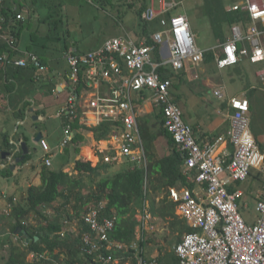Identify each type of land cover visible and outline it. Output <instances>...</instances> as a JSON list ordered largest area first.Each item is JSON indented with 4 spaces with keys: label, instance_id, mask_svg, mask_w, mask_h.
<instances>
[{
    "label": "crops",
    "instance_id": "obj_1",
    "mask_svg": "<svg viewBox=\"0 0 264 264\" xmlns=\"http://www.w3.org/2000/svg\"><path fill=\"white\" fill-rule=\"evenodd\" d=\"M79 1L81 0H4L6 12L12 11L13 13L9 25L4 27L8 29L9 34L14 36V46L8 44V51L14 56L20 53L19 50L37 53L44 59L47 69L41 71L35 66L29 68L8 66L6 69H0V264H14L15 259H23L33 264H44L41 260L49 259L56 263L48 251L37 253L28 246L30 240L23 237L18 231L23 227H17L15 230L12 228L17 221L12 215L14 205L24 204L31 186L41 187L45 184V179H48L46 171H63L69 174L71 179L81 180L82 186L71 187L68 184L60 186L61 195L46 206L43 212L51 219L55 220L57 217L63 222V229L60 232L62 238L73 239L80 234L86 214L81 216L78 214V202L87 200L84 198L101 190L107 192L115 187L111 185L108 188L103 183L100 184V180L112 179L118 172L133 170L139 166L145 167L147 170L144 202L142 207H139L135 201V195H133L130 200L125 199L128 203L126 208L129 211L132 209L136 211L135 218L138 220L136 233L138 226L142 223L143 215L145 213L151 215L150 220L155 225V230L149 234L151 240H148L146 246V258L156 257L157 264H170L172 253L164 251L165 249L162 250L161 238L155 237L154 239L152 234L156 231V224L157 222L159 224V220L171 224L175 218L167 215L163 219L154 214L152 205L159 206L162 200L168 199L176 204L175 213L178 218L184 221L177 202L171 197L170 190L175 188L182 192L184 189L190 188L205 197L204 186L206 187V185L195 181V172L186 169L182 151L175 144L176 142L172 144L170 135L164 130L165 126L162 124L164 113L161 116L163 108L155 102L153 90L142 89L139 93H132V99L138 112L140 131L141 127H144L150 137L146 140L141 132L142 141L137 144L130 156L120 154V139L117 135H120L125 129L123 123L116 121L97 123V117L93 115L92 111H88L87 96L96 93L94 88L91 91L85 90L86 93L81 96L80 105L85 113H81L80 117L71 122L74 131L76 129V138L74 137L68 144L63 145L66 138L65 128L68 124L66 106L70 92L68 81L70 64L66 50L70 48L86 52L98 49L108 40L103 41L96 36L90 37L87 33L75 29L74 24L77 22L70 21L69 14H72L70 8H78ZM88 1L94 2L95 0ZM129 1H140V6L142 3V0ZM229 1L224 0L227 9H234L238 3L237 0ZM148 4V8H150L152 5L158 6L159 2L158 0H148ZM205 9L208 14L207 4ZM18 13L23 14L24 18L17 19L15 14ZM64 16L68 17L65 22L64 20L62 22ZM74 16L79 17L80 15ZM0 22L3 21L0 20ZM258 23L261 28H264V23ZM237 24H241L245 30L247 29L242 23ZM232 27L233 25L229 26V29H225L228 39L233 35ZM138 29L139 26L135 30L137 38L139 36ZM68 32L70 35L67 36ZM124 35L131 34L126 31L125 34L118 36ZM42 37H46V39H42ZM138 39L135 40L139 41ZM5 41L4 38L0 40V42ZM217 42V45L207 49L215 51L214 63L203 61L201 64L195 65L189 62L185 69L174 70L172 68L175 74L169 77L173 81L170 88L172 98L181 107L185 121L193 127L194 134L202 145L210 143L219 135L227 134V131L231 129L234 110L227 100L218 99L214 95L216 89L225 87L229 95H243L249 99L251 129L252 120L255 119L257 113L264 109V79L260 75L264 63H253L249 58H243L238 64V66L240 65L238 70L235 64L220 68L216 59L217 56L223 55L222 42L218 39ZM240 44L248 45V42ZM163 56L166 58L168 55L164 52ZM105 90L106 88L103 87V91ZM209 95H212L216 102L209 100ZM253 97L257 99L254 100ZM259 100L263 106L259 105ZM78 110H81L80 107ZM263 121L264 119H256V122ZM103 124H106L105 129L101 127ZM259 131L260 133H254V135L264 151V126L260 127ZM39 132L42 133L41 139L36 138ZM77 133L80 137L77 136ZM43 142L47 146H43ZM234 148L233 142L227 137L224 142H220L217 152L230 158ZM101 151L112 153L118 157L105 161ZM177 151L183 158V163L180 165L182 176L177 174L175 163L166 165L163 162L166 157H174ZM47 159H50L49 164ZM89 161L93 166H101L97 173L91 174V170L78 168L79 163ZM252 173L253 171L249 177ZM110 179H108L109 184H111ZM242 181H234L229 185V188H233L234 191L241 192L239 197L241 211L242 208H250L248 199L245 198L246 192L241 188ZM118 189L122 188L118 186ZM66 195L70 196L67 204H65ZM81 195L84 198L78 200V197L82 198ZM257 198L259 197L257 196ZM107 203V199L99 200L96 203H91L90 209L102 208L105 210ZM113 211L115 215L111 218L115 221L117 217L120 220L127 217L125 214L118 213L116 207L113 208ZM127 213L129 216L130 213ZM258 219L259 215L247 220L249 223H256ZM21 221L29 226L48 223L44 216L34 212ZM136 240L135 237L132 242ZM59 252H61V260H64L67 254L66 250L56 249L55 253ZM122 258L106 262V264H117ZM136 259L138 260L137 257ZM57 264H63V262H57ZM122 264H133V261L129 258Z\"/></svg>",
    "mask_w": 264,
    "mask_h": 264
},
{
    "label": "built area",
    "instance_id": "obj_2",
    "mask_svg": "<svg viewBox=\"0 0 264 264\" xmlns=\"http://www.w3.org/2000/svg\"><path fill=\"white\" fill-rule=\"evenodd\" d=\"M158 2L159 5H152L144 16L147 19L162 16L163 29L153 35L154 41L160 46V61L153 57L155 45L138 42L130 35L109 38L98 49L81 53L70 49L67 53L70 92L63 145L75 137L76 129L74 131L71 122L85 113L80 105L81 96L94 88L96 93L87 96L88 111L97 117V123H123L125 129L117 135L120 139V154L130 156L142 141L132 93H139L142 89L153 90L155 102L163 108L164 126L182 151L186 169L195 172V181L206 185L205 197L190 188L182 192L175 188L170 190L180 215L195 229L186 233L175 247L180 264H264V197L259 199L256 206L258 221L249 223L240 209L241 192L229 189L232 182L249 177L252 168L264 174V151L251 129L250 101L243 95H229L225 87L216 89L214 95L227 100L234 110L231 129L210 143L202 145L198 141L193 127L185 121L181 107L172 98L170 88L173 81L163 78L159 68L170 65L174 70H182L189 62L199 65L204 61L205 51L196 43L187 14L173 13L166 17L165 14L173 11L179 3L169 0ZM3 8L4 0H0L1 21L5 20ZM234 9L247 10L252 24L246 30L241 24L233 25L232 37L221 44L223 55L217 56L218 66L222 68L237 64L243 58H249L253 63H264V28L258 23H264V0H244ZM16 17L24 18L21 13ZM2 38L14 46V38L0 24V40ZM241 42H248V45H241ZM19 51L15 56L8 50L0 53V69L29 65L41 71L47 69L37 54ZM164 52L168 55L166 58ZM260 75L264 79V68ZM81 84L83 87L79 89ZM227 137L235 147L230 158L217 152L220 142H224ZM43 146H47L45 142ZM101 153L105 161L118 157L104 151ZM46 161L50 163V159ZM150 216L149 213L143 215L136 241L118 242L111 238L116 227L115 219L104 216L102 208H91L84 215L90 231L83 234V250L87 253L98 252L107 242L109 249L122 251L123 254L134 250L140 264H157L156 257L146 258L145 242L155 230ZM118 258L122 257L99 255L101 263Z\"/></svg>",
    "mask_w": 264,
    "mask_h": 264
},
{
    "label": "trees",
    "instance_id": "obj_3",
    "mask_svg": "<svg viewBox=\"0 0 264 264\" xmlns=\"http://www.w3.org/2000/svg\"><path fill=\"white\" fill-rule=\"evenodd\" d=\"M206 4H207L208 14L210 15V19L213 25L212 28L213 33L215 37L222 43L226 42L228 39V35L225 31L226 27L224 24H228L230 27L237 23H242L246 27L252 24V20L249 12L242 9L228 10L224 3V0H206ZM148 5H149L148 0H142L141 6H139V8L137 9V14L139 17V29L137 32V34L139 35L138 42L144 40L145 43L148 45H153V46L155 45L153 57L155 60L160 61L161 60L160 46L156 44V42L154 41L153 35L155 32L163 29V26L161 24L162 16H156L147 19L144 16V13L149 9ZM6 11L7 10H5L4 7L2 9V13L5 17V20L3 22H0L3 28L9 25V21L13 14L12 11L11 12H6ZM172 14H173L172 11H170L165 15L168 18ZM16 15L17 14H15V17ZM152 27L154 28V30H151ZM4 29L6 30L7 28ZM68 35H70V32L67 33V36ZM7 47H8V42L6 41L0 42V53L8 50ZM69 50L70 48H68L66 52L68 53ZM77 52L81 53L80 51ZM215 57L216 56L214 50L212 49L206 50L204 53V62L214 63ZM40 59L42 63L46 65L44 59L42 57H40ZM239 63L240 61L237 64H235L237 65L235 66L237 70L239 69L240 66V65L238 66ZM31 66L33 67V65H29L24 68H29ZM19 67L21 66H18V68ZM159 72L163 78H169L173 74H175V71L172 69L170 65L161 66L159 68ZM82 87L83 85L81 84L79 86V89H81ZM78 92H80V90ZM161 116H163V110H161ZM162 124L164 125V117L162 118ZM105 125L106 124H103L101 127L105 129ZM164 130L170 135V140L172 141V144H174L175 140L173 136L167 131L166 128H164ZM141 132L144 138L148 140L150 135L148 134L147 130L144 129V127H141ZM77 136L80 137L78 133ZM180 154L181 153L177 151L174 157L173 156L166 157L163 160V162L166 165H170V163L171 164L175 163L174 167L177 170L176 171L177 174L182 176V172L180 171V165L183 163V158ZM99 166L100 165H96V166L91 165L90 161L78 164V168L91 170V174L97 173L99 170ZM146 171L147 170L145 169V167L139 166V167H135V169L133 170L118 172L116 176L113 177L112 179L106 178L104 179V181L100 180L99 183L100 184L103 183V185L108 186V188L111 185L115 187L112 190L109 189L107 192L101 190L98 193L92 194V196L90 197L84 198L82 195H81L82 198L78 197V200H82L83 198L87 199L78 202V207H79L77 208L78 214L81 216L87 213L88 210H90L91 203L93 204L98 202L99 200L107 199L108 203L106 205V209L103 210V212H105V214L103 215L105 216L107 215L108 217L114 216L115 212L113 211V208L116 207L118 213H122L123 215L125 214L127 216L123 220L118 219V217L116 218V227L111 234V238L117 241H122L127 243L132 242L136 237V227L138 225V220L135 218L136 211L134 209H132V211H129L126 208L128 204L126 200L127 201L130 200L133 197V195H135L136 203L138 204L139 207H142V203L144 202V196H145V186H146L145 177L147 175ZM46 173H48L47 174L48 179L47 178L45 179V184L41 187L31 186L29 189V195L25 199L24 204L23 203L16 204L14 205L12 210V215L17 219L16 223L12 226L13 230H15L17 227L25 228L28 231V233L33 237V239L29 241L28 246L37 253H44L45 251H48L51 254V256L56 260V263L49 259H42L41 261L44 264H57V262H63V264H106V263H101L99 261L100 254L104 256L113 255V257H122L123 252L115 249H109L106 244L107 242L103 244L102 249L98 252H94V253L85 252L83 250V246H84L83 234L84 232L90 231V226L86 224L84 220H83L84 222L83 228L81 229L80 234L76 235L73 239L61 237L60 232L63 229V222L57 217L55 218V220H53L50 217H48V215H45L43 213L45 211L44 208L49 204H51L52 202H54L55 199L59 195H61L60 186H64L66 184H68L71 187L78 186L81 185V180H73L70 178L69 174L63 171L50 170V171H46ZM257 176H258L257 178H260L259 174H257ZM108 179L111 180V184H109ZM118 186L121 187L122 189H118ZM229 189L231 191H234L233 188H229ZM66 197L67 199L65 200V204L69 203L68 200H70L69 195H66ZM175 209H176V204L169 201L168 199L162 200L159 206H156V204L152 205V211L154 214L161 216L163 219H165L167 215L175 218V220L172 221L170 224L174 229L179 230L182 233L183 232L188 233L194 231L195 229L192 228L185 220L183 221L182 219L177 217L175 213ZM32 212L44 216V218L47 220L48 223L39 224L37 226H29L24 224L21 221V219L25 218ZM127 212L130 213L129 216ZM36 235L40 237L39 240L34 239V236ZM182 238L183 235L180 236V238L177 241V244L182 240ZM148 240H151V238H149ZM145 244L147 246L148 241H146ZM58 248L66 250L67 254L64 260H61V252L55 253L56 249ZM171 253H172V262H170V264H180V259L176 255L175 251ZM123 256L124 257L117 264H122L126 262L129 258L132 259L133 264H138L140 262L136 259L134 255V250H132L130 253H124ZM14 261H15L14 264H33L23 259H15ZM108 264H113V263H108Z\"/></svg>",
    "mask_w": 264,
    "mask_h": 264
},
{
    "label": "rangeland",
    "instance_id": "obj_4",
    "mask_svg": "<svg viewBox=\"0 0 264 264\" xmlns=\"http://www.w3.org/2000/svg\"><path fill=\"white\" fill-rule=\"evenodd\" d=\"M176 1L179 5L176 7L174 13L176 15L186 13L189 16L197 45L203 50L217 45V38L212 29V21L205 9L206 0ZM232 1L234 2V0H230L229 2ZM239 1L242 0H237V4L240 3ZM139 3L140 1L132 2L129 0H95L94 2L81 0L79 1L78 8H70V13L72 14H69V17L73 23L74 21L77 22L74 24L75 29L87 33L90 37L96 36L98 39L101 38L104 41L114 36L123 35L128 31L133 39H138L135 30L139 26V17L137 14V9L140 6ZM78 10L80 11L79 13L77 12ZM74 15L80 16L76 17ZM67 17L64 16L62 22L63 20L65 22ZM224 25L229 29L228 24ZM151 30H154V28L152 27ZM42 39H46V37H42ZM253 98L254 100L257 99L256 97ZM208 99L216 102V99L212 95H209ZM259 105L263 106L264 104L262 105L260 101ZM256 119H264V109L257 113L255 119L252 120L253 133L258 134L260 133L259 128L264 126V121L260 123L256 122ZM252 171V175L241 182V188L245 190V198L248 199L250 205V208H242V213L247 219H253L258 215L256 206L259 199L264 197V174L254 168ZM257 174L260 175V178H257ZM156 226V231L152 235L154 239L155 237L158 239L161 238L162 250L165 249L164 251L167 250L169 253L175 251L178 239L181 235L184 237L186 232L182 233L174 229L168 222L163 220H159V224L157 222ZM163 226L165 228L164 230ZM155 244L158 245L157 242Z\"/></svg>",
    "mask_w": 264,
    "mask_h": 264
},
{
    "label": "water",
    "instance_id": "obj_5",
    "mask_svg": "<svg viewBox=\"0 0 264 264\" xmlns=\"http://www.w3.org/2000/svg\"><path fill=\"white\" fill-rule=\"evenodd\" d=\"M36 118H37V117H36ZM41 137H42V133L39 132V133L37 134L36 138H37V139H41ZM23 146H24V144H23ZM24 147H25V146H24ZM18 231L20 232V234H21L23 237L27 238L28 240H31V239H32L31 235H30L25 229H23V228H19ZM34 238H35V240H38V239H39V236L36 235Z\"/></svg>",
    "mask_w": 264,
    "mask_h": 264
},
{
    "label": "clouds",
    "instance_id": "obj_6",
    "mask_svg": "<svg viewBox=\"0 0 264 264\" xmlns=\"http://www.w3.org/2000/svg\"><path fill=\"white\" fill-rule=\"evenodd\" d=\"M193 30V29H192ZM204 51H206V50H204ZM186 222H187V220L186 219H184ZM188 223V222H187ZM189 224V223H188Z\"/></svg>",
    "mask_w": 264,
    "mask_h": 264
},
{
    "label": "bare ground",
    "instance_id": "obj_7",
    "mask_svg": "<svg viewBox=\"0 0 264 264\" xmlns=\"http://www.w3.org/2000/svg\"><path fill=\"white\" fill-rule=\"evenodd\" d=\"M171 1H175V0H171ZM2 25V24H1Z\"/></svg>",
    "mask_w": 264,
    "mask_h": 264
}]
</instances>
